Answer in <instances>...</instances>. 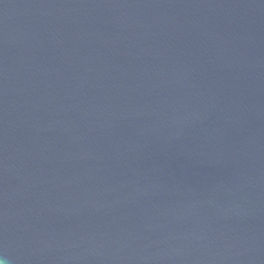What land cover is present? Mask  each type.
Returning a JSON list of instances; mask_svg holds the SVG:
<instances>
[{"label": "water", "instance_id": "95a60500", "mask_svg": "<svg viewBox=\"0 0 264 264\" xmlns=\"http://www.w3.org/2000/svg\"><path fill=\"white\" fill-rule=\"evenodd\" d=\"M7 264H264V0H0Z\"/></svg>", "mask_w": 264, "mask_h": 264}, {"label": "clouds", "instance_id": "9594fccd", "mask_svg": "<svg viewBox=\"0 0 264 264\" xmlns=\"http://www.w3.org/2000/svg\"><path fill=\"white\" fill-rule=\"evenodd\" d=\"M0 264H7L6 259L2 256H0Z\"/></svg>", "mask_w": 264, "mask_h": 264}]
</instances>
